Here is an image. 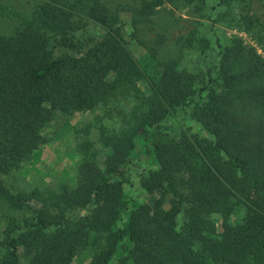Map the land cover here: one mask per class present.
<instances>
[{
    "label": "trees",
    "instance_id": "1",
    "mask_svg": "<svg viewBox=\"0 0 264 264\" xmlns=\"http://www.w3.org/2000/svg\"><path fill=\"white\" fill-rule=\"evenodd\" d=\"M106 2L0 0V18L14 23L0 25V209L29 214L9 218L0 264H20L22 236L34 240L25 264H264V59L221 34L243 32L264 51V11L218 0L208 18L228 25L160 34L133 23L144 67ZM163 2L206 10L205 0H149L140 13ZM85 111L72 177L28 192L3 181L62 140L63 130L45 135L58 115ZM141 164L146 203L124 190Z\"/></svg>",
    "mask_w": 264,
    "mask_h": 264
},
{
    "label": "rangeland",
    "instance_id": "2",
    "mask_svg": "<svg viewBox=\"0 0 264 264\" xmlns=\"http://www.w3.org/2000/svg\"><path fill=\"white\" fill-rule=\"evenodd\" d=\"M48 1H57V0H16L20 7L23 9H29L35 4ZM61 1V0H59ZM90 1V0H87ZM105 1V0H101ZM107 5L111 6L114 11L117 13V16L120 20L119 25H124V34L123 38L127 42V47L131 51L133 57L139 62L141 66H147L149 59L147 58L146 50L138 46L133 40L129 38L131 29L129 25H144L151 26L155 29V32L162 34L164 31L171 30L175 25H228L226 21L222 23H214L209 20L208 15L212 16L211 19H214L216 12H219L221 9H216L212 14L209 13V8L215 4L218 0H205L206 10H204L202 15L198 12L195 7L192 5L186 8L185 3H170L163 2L155 7H152L151 10L147 11L145 14L140 13V5L142 2L149 0H107ZM187 3V2H186ZM251 7L254 9H261L264 11V0H252ZM245 10L249 8L244 7ZM239 12V10H237ZM201 15V16H200ZM198 23V24H194ZM0 25H5L4 31L9 32L14 29V23L8 21L4 18H0ZM91 25V24H89ZM3 27V26H2ZM222 35L230 37L232 35H237L241 37L246 45L253 47L257 54H259L264 59V51L256 45V43L248 37L243 32H239L233 29H222ZM171 54V50L168 46L161 47L160 57L167 56ZM194 58L193 56L186 57V64L188 67L193 66ZM91 117V112L85 111L80 113H75L70 118H64L62 116H57V118L50 124V126L45 130V135L47 137H53L58 135V132H64L63 138L60 141H57L52 144H47L42 146L39 151H35L29 163H26L23 169L18 174L21 178L12 181L8 176L1 177L6 184H13L14 187L20 188L26 192L31 191L34 187L43 185L53 186L55 181L61 177H72L74 173V167L76 163L75 156L72 151L75 146V136L74 128L77 127L80 121H85ZM67 122V123H66ZM183 127L189 129L190 133H194L199 130V127L194 124V122L189 119L183 121ZM145 169L144 165H140L132 169V175L130 178L131 184H125L124 190L127 194L137 198L139 201L146 203L149 199V196L140 189L138 186L140 173L143 174ZM42 179V180H41ZM45 179V180H44ZM43 182V185L40 181ZM34 204H30L32 207ZM3 209V208H2ZM87 211H82L81 215L85 216ZM17 215L10 209H0V243L4 240L5 234L4 230L6 229L7 222L9 218ZM29 214L21 213L17 215L19 221L23 218H27ZM214 219H219V216L213 214ZM20 237L24 235L21 231L19 232ZM20 243V264H25L28 257L32 256L34 249V240L33 237L23 238ZM75 264V262H74Z\"/></svg>",
    "mask_w": 264,
    "mask_h": 264
}]
</instances>
